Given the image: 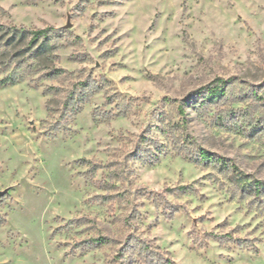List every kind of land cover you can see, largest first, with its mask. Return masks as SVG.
Instances as JSON below:
<instances>
[{"label": "rangeland", "instance_id": "obj_1", "mask_svg": "<svg viewBox=\"0 0 264 264\" xmlns=\"http://www.w3.org/2000/svg\"><path fill=\"white\" fill-rule=\"evenodd\" d=\"M14 69L0 264H264V0H0Z\"/></svg>", "mask_w": 264, "mask_h": 264}, {"label": "trees", "instance_id": "obj_2", "mask_svg": "<svg viewBox=\"0 0 264 264\" xmlns=\"http://www.w3.org/2000/svg\"><path fill=\"white\" fill-rule=\"evenodd\" d=\"M15 31L17 34L20 33L17 28H15ZM47 32L48 30L46 29L36 31L34 33L35 38L40 37L42 34L44 35ZM21 79L22 78L18 75L17 71L14 69L13 71H11L10 74L0 78V85L1 86L14 85L18 83V81ZM51 89L52 88L50 87L49 89L45 90L44 94L45 95L49 94ZM226 91L227 90L225 89V86L216 85L209 88L208 95L210 99H217V98H221L223 95H226L227 93ZM197 155L200 157L202 161L205 162L213 161V159H211L212 157L210 152L205 149L200 148L198 150ZM255 185L257 190L260 191L262 187V183L257 182ZM180 188L185 190L187 189V186H181ZM166 207H170V204L168 203ZM92 241L96 243L108 242V240H105V237H101V236L97 238H93ZM121 254L125 255V257H129V259L143 258L148 264H174V261L171 258L165 257L158 247L151 246V244L146 239L134 235L129 237V239L125 242L124 247L120 249V255Z\"/></svg>", "mask_w": 264, "mask_h": 264}]
</instances>
